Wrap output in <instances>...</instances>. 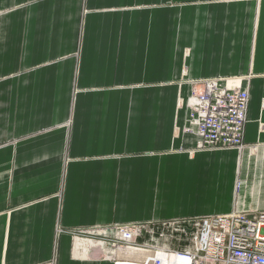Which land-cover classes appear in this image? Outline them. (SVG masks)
I'll list each match as a JSON object with an SVG mask.
<instances>
[{"label": "crops", "instance_id": "crops-1", "mask_svg": "<svg viewBox=\"0 0 264 264\" xmlns=\"http://www.w3.org/2000/svg\"><path fill=\"white\" fill-rule=\"evenodd\" d=\"M203 80L247 91L240 151L197 148ZM263 102L264 0H0V264H112L78 231L264 212Z\"/></svg>", "mask_w": 264, "mask_h": 264}, {"label": "built area", "instance_id": "built-area-1", "mask_svg": "<svg viewBox=\"0 0 264 264\" xmlns=\"http://www.w3.org/2000/svg\"><path fill=\"white\" fill-rule=\"evenodd\" d=\"M237 83L225 80L191 83L188 121L195 127L198 149L240 151L244 147L249 99L247 91ZM157 226L126 223L105 229H82L78 233L83 241L97 237L95 245L113 264H264V212H234ZM157 232L160 238L167 232L176 240L177 247L149 244ZM145 234L150 240L138 243ZM183 242L184 247L180 246Z\"/></svg>", "mask_w": 264, "mask_h": 264}, {"label": "rangeland", "instance_id": "rangeland-1", "mask_svg": "<svg viewBox=\"0 0 264 264\" xmlns=\"http://www.w3.org/2000/svg\"><path fill=\"white\" fill-rule=\"evenodd\" d=\"M175 221H178V220H173L172 222H175ZM140 223L143 224V225H146V226H147V223H153V224H156V225L160 226L162 223H165V222H140ZM159 226H157V227L160 228ZM159 235H160L159 232L155 233V235L153 236V240L150 241L149 244H156L157 246H160V247H164V246L165 247H173V248L177 247L176 240L175 239H171L170 236L167 234V232L164 233V236L161 237V238L159 237ZM176 236H177V234L174 235V237H176ZM149 240H150V237L147 234H145L137 242L138 243H147ZM180 246L184 247L185 246V242H183ZM80 256H82V255L78 254L77 257H80ZM100 258L107 259V255L104 253V251L101 252ZM110 261L112 262V264L114 263L112 260H110Z\"/></svg>", "mask_w": 264, "mask_h": 264}]
</instances>
